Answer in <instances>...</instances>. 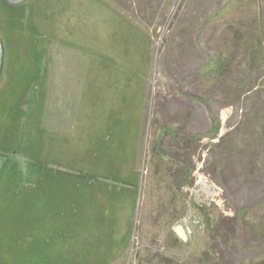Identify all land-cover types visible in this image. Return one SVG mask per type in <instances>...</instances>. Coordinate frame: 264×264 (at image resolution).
I'll use <instances>...</instances> for the list:
<instances>
[{"label": "rangeland", "instance_id": "obj_1", "mask_svg": "<svg viewBox=\"0 0 264 264\" xmlns=\"http://www.w3.org/2000/svg\"><path fill=\"white\" fill-rule=\"evenodd\" d=\"M0 264H264V0H0Z\"/></svg>", "mask_w": 264, "mask_h": 264}, {"label": "trees", "instance_id": "obj_2", "mask_svg": "<svg viewBox=\"0 0 264 264\" xmlns=\"http://www.w3.org/2000/svg\"><path fill=\"white\" fill-rule=\"evenodd\" d=\"M226 58L227 57L223 58L221 62L216 63L213 66H208L204 70V72L207 73V74L211 73V76L214 75L215 74L214 72H218L219 67H221L225 63ZM194 98L197 99V100H199V101H203L205 97H203L200 93H196V95H195ZM213 120H214V122H213V125H212V130L215 131V130H217L219 128L220 121L219 120H216V119H213Z\"/></svg>", "mask_w": 264, "mask_h": 264}, {"label": "crops", "instance_id": "obj_3", "mask_svg": "<svg viewBox=\"0 0 264 264\" xmlns=\"http://www.w3.org/2000/svg\"><path fill=\"white\" fill-rule=\"evenodd\" d=\"M215 65V64H214ZM213 66V65H212ZM211 80L213 81V75L211 76ZM196 101H199V100H196ZM207 101V100H206ZM200 102V101H199ZM216 120H219V119H216ZM220 121V120H219ZM221 123V122H220Z\"/></svg>", "mask_w": 264, "mask_h": 264}, {"label": "water", "instance_id": "obj_4", "mask_svg": "<svg viewBox=\"0 0 264 264\" xmlns=\"http://www.w3.org/2000/svg\"><path fill=\"white\" fill-rule=\"evenodd\" d=\"M11 1H17V0H11ZM2 49H3V47H2Z\"/></svg>", "mask_w": 264, "mask_h": 264}]
</instances>
